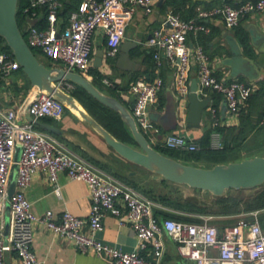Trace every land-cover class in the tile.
<instances>
[{"label": "built area", "instance_id": "2783aa9c", "mask_svg": "<svg viewBox=\"0 0 264 264\" xmlns=\"http://www.w3.org/2000/svg\"><path fill=\"white\" fill-rule=\"evenodd\" d=\"M63 0H26L22 14L26 18V42L58 68L85 76L91 62L92 36L96 29L104 30L105 56L114 58L119 53L125 30L136 10L145 14L153 9L152 0H79L68 12L66 23L59 18ZM264 11V0H247L236 5L222 4L208 10L201 9L188 19L170 12L163 27L152 31L144 45L153 50L152 81L138 79L131 86L134 103L130 113L137 129L148 143L156 139L151 129L148 110L158 100L163 79L158 71L166 61L172 68V90L177 108L184 118L188 111L190 94L189 75L192 59L196 67V89L199 98L209 92L218 93L229 115H237L251 93L252 87L234 78L215 76L210 60L200 45L190 46L189 35L209 33L204 20L220 18L228 29L236 27L248 14ZM45 19V26L37 22ZM64 24V25H62ZM20 67L14 57L0 51L2 78ZM106 84L110 83L104 79ZM56 86L68 93L75 87L70 81H59ZM28 112L33 119L51 117L61 119L67 105L46 91L35 90ZM211 126L219 125V115L210 108ZM264 123V112L259 124ZM163 147L181 151H195L199 147L191 139L169 133L163 138ZM210 147H222L220 133L210 134ZM17 156V157H16ZM15 167L13 189L9 193L10 173ZM38 169L47 173L53 191L59 195L58 174L63 172L70 180L84 182L89 190L90 210L85 218L63 211L57 218L51 210L38 215L32 212L24 190ZM156 204L141 195L132 186L120 181L107 171L95 166L52 135L28 120H20L15 107L0 110V264L14 254L20 264H39L31 246L34 229L42 226L54 235L71 240L81 253L104 255L108 264H160L164 253L161 234L165 232L176 244L180 255L193 264H264V231L256 213L251 219L240 217L234 223L218 227L210 222L212 216L193 214L200 221L159 219L154 214ZM106 215L116 218L120 225L129 224L135 232L137 250L123 251L101 242L96 234L103 229ZM150 245L152 260L142 255Z\"/></svg>", "mask_w": 264, "mask_h": 264}, {"label": "crops", "instance_id": "0c3cea01", "mask_svg": "<svg viewBox=\"0 0 264 264\" xmlns=\"http://www.w3.org/2000/svg\"><path fill=\"white\" fill-rule=\"evenodd\" d=\"M152 1L153 9L151 13L145 14L140 8L136 10L122 40V43L128 40L137 43V46L130 51V57L138 64L137 70L124 71L115 66L120 49L114 58L105 56L106 37L103 29H96L92 36L91 62L84 77L104 94L117 98L129 111L134 103V94L130 89L131 84L138 79L152 81L156 74L153 68V50L146 47L144 42L150 37L154 29L163 27V22L170 12H178L183 18L188 19L201 9L208 10L222 4L236 5L247 0ZM65 2L70 3L71 7H69V10L71 11L77 7L79 0H65ZM64 17L62 19H65ZM204 23L208 25L209 33H198L195 36L189 35V45H200L203 48L216 77L220 79L234 78L247 82L252 87L251 93L247 100L244 101L239 113L237 115H229L226 112L221 96L209 92L212 95L208 96L209 104L202 113L200 126L188 127L186 122L187 115L182 118L181 114H179L177 99L172 90V68L168 62L164 61L158 71L163 79V86L157 102L150 106L148 110L151 129L156 132V139L154 142H150V146L153 148L157 145L163 147V138L169 133L183 136L194 142L195 140H200L211 127L210 108H214L219 115V126L222 129V135L220 134L221 142L223 137L225 146L228 148L225 151V156L228 160L232 158H236L234 160H243L254 156H264V128L259 124V118L264 111V39L261 41L257 40V43H255L252 33V28H254L264 37V11L248 14L232 29L226 28L220 18H209L204 20ZM242 35H247L250 45L249 53L244 50L241 41ZM100 49L104 52L102 65L99 68H95L92 66V62L96 52ZM37 59L47 67H59L57 62L49 60L41 53H38ZM191 63L190 86L196 80V67L193 59ZM104 79L110 85L106 84ZM74 88L69 94L72 95ZM34 93L35 89L31 86L27 76L19 69L11 71L4 78L0 74V110L15 107L19 119L25 121L27 120L25 108ZM75 102L78 103L76 98ZM83 111L85 112L84 109ZM91 117L101 125L93 116ZM38 120L56 128L59 132L52 133L38 127L39 129L52 135L74 152L103 170L104 168H112L110 160L115 163L119 162L120 165L127 167L126 175L130 178L134 177L139 170H146L116 154L105 143L99 132L83 120L81 116L75 114L68 106L61 119L44 117ZM101 126L103 127V125ZM128 145L133 146L131 143H128ZM229 162L237 161L229 160ZM129 165H133V168ZM211 166L213 165L211 164L209 167ZM14 176L15 167H12L10 183L13 182ZM57 185L59 186V195L53 191L52 186L49 184L46 171L43 169L36 170L32 175L30 184L24 190L26 198L31 203L32 212L40 215L46 210H51L58 218L63 211H69L78 217H87L90 210L87 185L82 181L68 179L63 172L58 174ZM251 189L229 191L237 194L245 193L244 195L246 196L252 195L251 193L256 194V192H251ZM225 195L226 192L223 196ZM244 207V204L241 203V208L234 215L237 218H245L249 215L251 218V213H256L257 217L258 215L260 216L264 229V208L246 210ZM225 217H230V215ZM96 237L101 242L119 247L123 251L139 249L132 227L129 224L120 225L116 218L111 215L104 217L103 229L96 234ZM161 238L164 244V253L160 264H193V262L180 255L175 242L165 232L161 234ZM31 248L39 264H108V259L104 255H98L94 252L81 253L77 251L71 240L54 235L42 226L35 227ZM140 252L147 259H153L150 245L146 249L140 250ZM5 260L6 264H20L14 254H8Z\"/></svg>", "mask_w": 264, "mask_h": 264}, {"label": "water", "instance_id": "95a60500", "mask_svg": "<svg viewBox=\"0 0 264 264\" xmlns=\"http://www.w3.org/2000/svg\"><path fill=\"white\" fill-rule=\"evenodd\" d=\"M17 2L18 0H0V36L11 49L15 60L20 65L22 72L27 76L31 86L35 90L46 91L70 107L74 105L75 97L56 86L59 81H70L81 87L102 105L117 112L129 128L137 147L130 146L116 139L86 112H81L82 119L99 132L105 143L116 154L169 182L186 185L191 189L200 190L214 197L223 196L228 190L249 189L264 184V156H254L237 162L215 164L212 167H200L177 161L150 146L146 137L137 129L130 111L117 98L104 94L91 81L77 72L66 71L58 67H47L37 59L17 25ZM252 33L255 43H257V40L261 41L264 39L263 35L254 28H252ZM136 46L137 43L134 41L128 40L122 43L119 56L115 61L117 68L124 71L138 69V64L130 57V51ZM103 56V50H98L92 66L99 68L102 65ZM196 84L195 80L190 86L186 116L188 127L200 126L202 113L209 104V97L199 98L195 93ZM30 103L28 102L25 108L27 120L37 127L52 133H58L59 130L56 128L30 116L28 112ZM12 189L13 182L10 183L9 193L12 192Z\"/></svg>", "mask_w": 264, "mask_h": 264}, {"label": "trees", "instance_id": "16d2710c", "mask_svg": "<svg viewBox=\"0 0 264 264\" xmlns=\"http://www.w3.org/2000/svg\"><path fill=\"white\" fill-rule=\"evenodd\" d=\"M25 3H26V0H18V2H17L16 22H17V25L21 31L22 36L26 40V34L24 32V25L26 22V18L22 14V11H21L23 6L25 5ZM69 7H71L70 3L65 2V0H63V7L61 10L62 13L61 14L59 13V18L62 20V22L64 24L66 23L67 14L70 11ZM176 13H178V12H176ZM63 16H65L64 17L65 19H62ZM36 24L39 28L44 27L45 26V19L40 18ZM64 24H62V25H64ZM241 41L243 43V47H244L245 52L249 53L250 52V45H249V42L247 40V35H244V36L242 35ZM0 49L5 51L6 53L10 54L11 57H14L11 49L7 46L5 40L1 36H0ZM31 51L33 52V54L36 57H38V53H40V51L38 49L31 47ZM18 69L20 71H22L21 67H19ZM211 93L213 94L215 92H211ZM212 94L208 93V96L210 97ZM216 94H218V93H216ZM72 95L77 99L78 102H80V104H82L84 106L85 109L88 110L90 115L93 116L101 125H103V127L107 131H109L116 139H118L124 143H127V144L129 142L126 140V138H129L132 141H134L130 131L128 130V127L122 121L120 115L117 112H115L112 109H110V108L102 105L101 103H99L97 100H95L93 97H91L87 92H85L81 87L75 86L74 90L72 91ZM65 110H66V108H65ZM95 111H99L100 113H102L101 115L103 117V120L107 119L109 117L113 121V124H115L119 127L120 133L119 134L113 133L111 131V129L108 127V125H106L105 123H103V121L99 120L96 117L97 115H96ZM263 112H262L259 119H261ZM261 126L264 128V123L261 124ZM213 130L218 131L222 135V133H221L222 129L219 125H217L215 127L211 126L203 138H201L200 140H195L196 144L199 147V149L195 150V151H181V150H176V149H168L166 147H161L158 145L154 146V148L157 151H159L160 153H162L168 157H171L175 160L182 161L183 163H194V162L197 163V162H204L205 161V162H208L212 165H215V164H220V163H229V160L241 161L240 159L234 160L236 158H232L229 160L227 159V157L225 156V153H226L225 151L228 148H227V146H225V142H224L223 137H222V147L221 148L213 149L210 147V134ZM158 183L161 184V186H162V189H160V190L156 189V187H154L151 184H150L151 186L148 185L146 188H142L141 190L146 195H148L150 198L154 199L155 201L162 204L163 206L169 205L175 209L190 211L191 213H200V215H202V214L204 215V213L205 214L209 213L208 209L205 207L203 202L198 201L196 199L188 198L186 200H181L178 198H171V196H169V192L171 190L168 189V185L180 186L179 184H174V183L169 182L163 178H161ZM184 186H186V185H184ZM193 190L198 191V192L200 191L197 189H193ZM227 193H229V192L226 191V195L222 196V197L221 196L220 197H213L214 199H216L215 203L220 204L225 200H231L232 201V197L228 196ZM241 203L244 204V206H245L244 208L246 210L257 209V208H261V207L264 208V189L257 192L250 199L247 198L244 200L243 199L237 200L236 203L233 204V208L237 207L234 211L229 212L228 209L231 206H227L225 208L222 207L223 211H220V213H223V215L238 213V210H239ZM154 214L159 219H161V218H173V219L181 220V221H194V222L200 221L199 218H195L192 216L188 217V216L178 215V214H175L174 212H172L171 210L164 209V208H158V207L154 208ZM206 216H208V215H206ZM258 220H259V223L261 225V228L263 229V227H262L263 224L261 223L259 215H258ZM228 224H230V223H228ZM223 226H220V227H223ZM263 231H264V229H263Z\"/></svg>", "mask_w": 264, "mask_h": 264}, {"label": "rangeland", "instance_id": "374dc122", "mask_svg": "<svg viewBox=\"0 0 264 264\" xmlns=\"http://www.w3.org/2000/svg\"><path fill=\"white\" fill-rule=\"evenodd\" d=\"M0 51H3V50L0 49ZM78 103H80V102H78ZM80 105L85 110V112L87 114H89L88 110L85 109L82 104H80ZM95 113L97 115L96 117L99 120L103 121V123L108 125V127L111 129V131L113 133H115V134H119L120 133L119 132L120 131L119 127L117 125L113 124V121L109 117L107 119L103 120V117L101 115L102 113H100L99 111H95ZM89 116H90V114H89ZM126 140L129 143H131L134 147H137L135 142L132 141L131 139L126 138ZM110 161H111L110 163H111L112 168H110V169L104 168V170H106L108 173H110L111 175H113L114 177L119 179L120 181H123L124 183L132 186L141 195H143V196L149 198L150 200H152L156 204V207L168 209V210H171L172 212H174L175 214L182 215V216H188V217H190L193 214H200V213H191L190 211H184V210L175 209V208H173V207H171L169 205H165L166 206L165 207L162 204H160L157 201H155L154 199L150 198L144 192H142L141 189L142 188H146L150 184L153 185L154 187H156V189H159V190L162 189L161 184L158 183L160 178H162V177L155 175L151 171L141 169V170H139L137 172V174L134 175V177L130 178V177H128L126 175V172L128 171L127 167H125L123 165H120L119 162L115 163L112 160H110ZM196 164L205 165V166H200V167H209L211 165L210 163L205 162V161L204 162H197V163L194 162L192 165L197 166ZM129 166H131L133 168V165H129ZM134 168H139V167H134ZM168 189L171 190L169 192V196H171V198H178V199H181V200H186L188 198H191V199H196L198 201L203 202V204L205 205V207L208 209V212H209L208 214L204 213V215L205 216L206 215H208V216L211 215L212 219L210 220V222L212 224L218 226V227L223 226V225L228 224V223H234L235 220L238 219L237 216L234 215L236 213L228 214V215H230V217H225L227 214L223 215V213H220V211H223V208H225L227 206H231L228 209L229 212L234 211L237 207L233 208V204H235L237 200H239V199H243L244 200V199H247V198L250 199V198L253 197V194H255V193H251L252 195L246 196V195H244L245 193L237 194V193H234L232 191H227V192H229V193H227V195L232 197V201L231 200H225L222 203L217 204V203H215L216 199H214L211 194H208V193H205V192H200V191L199 192L198 191H194L193 189L188 188L186 186L168 185ZM263 189H264V184L261 185V186L252 188L251 192H256L257 193V192H259V191H261ZM240 208H241V205H240L239 209ZM231 215H234V216H231ZM245 218L247 220L251 219L249 217V215L247 217H245Z\"/></svg>", "mask_w": 264, "mask_h": 264}, {"label": "bare ground", "instance_id": "6f19581e", "mask_svg": "<svg viewBox=\"0 0 264 264\" xmlns=\"http://www.w3.org/2000/svg\"><path fill=\"white\" fill-rule=\"evenodd\" d=\"M74 105L70 106L69 108L78 116H81V112H84L83 109L81 108L80 105H78V103L74 102Z\"/></svg>", "mask_w": 264, "mask_h": 264}]
</instances>
